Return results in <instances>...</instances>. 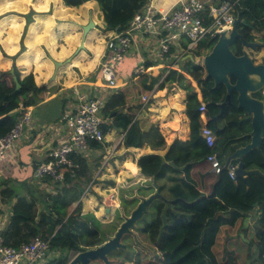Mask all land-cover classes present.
<instances>
[{"label":"trees","instance_id":"1","mask_svg":"<svg viewBox=\"0 0 264 264\" xmlns=\"http://www.w3.org/2000/svg\"><path fill=\"white\" fill-rule=\"evenodd\" d=\"M22 1L33 8L30 0ZM61 1L66 7L78 8L86 0ZM93 1L100 4L106 17L103 20L104 31H113L125 29L132 17L139 13L149 0H111V6L110 0ZM235 7L239 9L242 20L238 25V32L248 41L263 43L264 0H238ZM13 20L10 18V21ZM214 41L215 38L202 40L197 50L191 51L194 61L186 59L183 62L184 72L197 80L201 86L203 103H221L225 98V88L219 85L212 89V80L203 79L204 70L195 64V60L201 56V51L209 49ZM5 42L11 46L7 48L8 52H12L15 49L13 45L15 42L10 36ZM233 45L234 48L231 50L240 55L242 49L240 41L237 39ZM148 66L149 64H146L145 68ZM162 75L163 73L155 77L141 75L135 83L106 93L102 108L105 122L101 129L104 135L111 131L120 133L123 149L150 146L153 153L144 154L135 162L140 176L147 179L145 183L149 181L147 186L158 188L166 199L182 198L186 202H191L204 195L203 193L210 192L217 175L216 178H211L212 174L208 175L209 164L204 156L209 148L200 136L202 128L198 113L200 102L194 88L189 80L181 74H176L174 70L161 80ZM14 76L19 84L18 89ZM174 81L186 92L185 113L189 119V141L195 161L191 164V172L184 179L168 175L159 180L156 177L160 174L164 162L158 152L165 149V141L156 125H151L147 131H143L134 113L127 108L129 106L138 108L141 105V95L151 91L156 84L161 90L166 82ZM57 91L58 88L55 87L47 89L44 86H37L32 73L23 76L15 66L13 74L9 71H0V136L11 129L20 106H34L44 95L49 96ZM254 96L261 97L257 94ZM236 104V94L232 93L231 104L225 107L215 121L207 114V128L219 138L215 151L221 152L219 158L222 162L236 148L249 143V139H235L249 130L248 123L242 124L241 130L236 125V122L244 117ZM99 146L100 143L90 142V149H99ZM70 159L77 168L73 169V172L71 169H64L61 181H53L48 177L42 179L53 185L52 192L26 186L25 194H21V191L19 193L9 181L5 180L1 184L0 214L3 212L1 205H6L10 212L7 224L2 230L5 244L17 246L39 236L49 240L59 252L76 253L94 248L105 241L100 236L99 220L90 213L82 212L81 200L84 192L94 193L91 186L95 183V170L101 165H92L80 152L71 154ZM242 161L246 171L257 170L264 174V141L261 151H252ZM196 163L199 165L193 166ZM199 189L204 191L200 192ZM96 197L101 201L99 196ZM12 201L14 202L11 203ZM186 202L166 203L155 199L150 204L152 219L150 222H144L141 230L160 252L161 260H158V263L240 264L238 259L243 260V257L239 256L241 255L246 258V264H264V179L254 175L232 181L226 172H222L213 196L203 198L194 204ZM72 204H76L75 208L68 213V207ZM254 209L256 210L254 235L247 237L248 230L244 226L248 215ZM16 227H19L20 232L18 236H13ZM236 245L242 248L240 253L235 251ZM63 261H67V257Z\"/></svg>","mask_w":264,"mask_h":264},{"label":"crops","instance_id":"2","mask_svg":"<svg viewBox=\"0 0 264 264\" xmlns=\"http://www.w3.org/2000/svg\"><path fill=\"white\" fill-rule=\"evenodd\" d=\"M30 1L31 2L33 1L32 2L33 8L29 7L28 13L26 14L19 13L18 17L11 18L14 19L13 21H10L9 19L8 20L9 28L11 26L14 27L16 25H18L19 28L25 27L26 25L25 18H29V16H31V18L36 19L35 26L39 27L40 29H45L44 31L47 34H49L48 31L49 29H51L50 27L51 26L55 27V25L56 28H54L53 31H61V32L71 31V28L69 27H71L72 25L68 23H63L65 22L62 19L63 14H67L68 11H72L73 9H81V8L83 9L85 7H89L88 9H93L91 5L95 6L96 8H98V5L100 6L99 3H96L93 0L88 1V6L82 5L78 8L66 7L63 5L61 0H36L35 2L34 0H30ZM153 1L161 5L162 8L168 9L170 7L178 8L180 4L185 2L186 0H153ZM200 1L204 2L206 6H218L227 2V0H200ZM110 6H111V0H110ZM23 8H25V6H23ZM1 23L3 22H0V25ZM66 27H68L69 30H67ZM30 29H33V31H35V28H33L32 26H30L29 30ZM11 31H13V28H11ZM61 32H58V35L56 37L53 34V37L54 38L63 37L66 41L69 36L71 37L73 36L70 32H67L68 34L65 33L64 35H59ZM109 32L110 31H108L107 34ZM90 35L88 33L86 36L88 40L87 43H86V38L84 40L85 45H87L86 48L87 50H84L80 54L75 55L71 60L67 58L68 59L66 60L67 63L62 62V59L66 57L65 54L66 48L63 46L60 47L59 50L56 49V52L55 51L49 52V54L47 55L49 61L44 63L43 67H41L38 61L40 52L38 50H35V53H33V58L35 60L34 62H30V68L27 70H20L23 76L32 73L34 75V81L37 86H44L47 89L55 87L58 88V91L49 96L44 95L42 100L33 106V114L30 124L25 128L23 137L19 141H17L14 149L10 152L11 154L10 160L0 162V189L2 188L1 184L5 180H7L10 182V184H13L15 188L19 190V193L21 191V194L22 193L25 194L26 186L33 189L34 187H37L40 191H44V192L53 191V185L51 183L45 182L44 180L42 181L35 179L33 177V171H34V166L36 167L39 163L47 160L48 152L52 150L54 147H56L58 142L62 140L65 136V132L62 130L63 125L61 122V117L63 111L65 110V107H67L69 104L73 102L72 90L70 89L71 87H73L74 85H81V86L87 85V88L88 89L92 88V91L95 93V95L101 98L104 102L106 98L105 97L106 93L109 94L111 92H114L117 89L125 86L126 84L135 83L137 78H139L134 73L138 65H141L143 63V66L149 64L147 68L159 66L158 69H163L162 66H164V64H161L155 57V53L158 45L157 38L155 37H147L146 39L136 38L137 41L133 52L123 61V63L116 70L117 79H118L117 89L110 90L104 88L100 86V82L98 80V66L103 57L104 41L106 36L102 40V44L97 46L90 41ZM49 36L51 37L50 34ZM49 36L46 37L45 40L49 39L50 38ZM182 46H184V43L180 42L178 46L174 47L172 49L171 57H169V61L167 60L165 63L167 64L174 63L176 69L182 72L183 77L190 81L191 86L194 88L195 95L201 105V103H203L201 86L199 85L197 80H194L190 75L184 72L183 69V62L186 59L192 61L193 56L190 51L186 52L185 48ZM17 48L18 46H15L16 50L14 49L12 52H8V50H6L5 52L7 53V56H11L12 53H15L17 51ZM29 51L30 50L27 49V53L23 52L21 56H19L18 63L20 65H23L21 63H24V61L26 60L24 57L26 54L29 53ZM88 51L91 52V55L86 54V52ZM202 52L204 51H201V53ZM52 57H57L59 60H52ZM50 61L54 63H61V65L58 68H56V71L54 68L52 70ZM10 63L11 62L9 58L3 57L0 51V71L10 72L8 68ZM154 74H155V70L152 72V75ZM170 83L171 82H166L164 84L163 89L161 90L158 89V84H156L151 91L147 92V93H153L154 96L151 98L150 103L147 104L145 108H143L142 106L143 105L142 100H141V105L138 108H133L130 106L127 108L129 111L134 113L135 118L137 119L139 125L147 122V125L145 126L146 129H143L144 128L143 126H142L143 128L141 127L143 131H147L149 127H151V125H156L160 131L161 136L165 141L166 144L165 149L163 151L158 152V154L162 156L164 162L160 174L156 177L159 180L164 179L168 175H176V174H179L182 177V179H184L191 172L192 170L191 164L193 163V161H195V159H193L192 156V149L189 141V119L185 113L186 92L183 89H181L177 83H175L174 86L172 84V86L169 87L170 90L166 92L165 91L166 87L169 86ZM94 85L96 86L95 88H93ZM205 104L206 103H204V105ZM211 109H214L215 113H217L218 109L212 106L205 108V110L203 111V114L205 116L204 120H206L207 123H208V119H206L207 114L209 116L211 115L210 113ZM17 112H19V109ZM199 120L201 121L202 124L201 116H199ZM237 126L240 129L241 125H237ZM111 133H114V131H111L110 133L104 135V139L105 137L107 138L108 134L111 135ZM244 134L245 133H242L240 136ZM120 138L122 139L121 135ZM218 139L219 138L216 136L217 142ZM92 151H95V148H91L82 154L84 157H86L85 153ZM123 151L124 153H133L134 159H132V162L128 164L129 166H127V162L124 158L123 160L121 158L122 163L117 164V162L115 161L114 165H116V167L117 165H119L120 168L121 166H123L126 169H130L129 170L130 173L137 178L136 181L141 182L142 184L145 183L147 179H144L143 177L140 176L135 162L140 156L148 153H153V151H151L150 149V146L145 145L144 147L139 149H123ZM217 153L219 154V151ZM114 165L113 167H115ZM133 172H136V174L134 175ZM209 172L208 175L212 174L211 172L210 173ZM121 173H122L121 169H119L117 173H111V176H114V179L113 182H110V184L112 185L107 186L106 188L107 191H112L116 188ZM128 178L131 179L130 176H128ZM94 179H95V175H94ZM199 190L200 192L204 191V189H199ZM209 193H203V194L207 195ZM2 213L0 214L1 217H2ZM9 216H10V212L7 208V210L4 211V218L0 223L1 234L3 228L7 224ZM250 219H251V215H248L247 220ZM244 227L249 231V226L246 224V222ZM19 232H20L19 227H16L13 236H18Z\"/></svg>","mask_w":264,"mask_h":264},{"label":"built area","instance_id":"3","mask_svg":"<svg viewBox=\"0 0 264 264\" xmlns=\"http://www.w3.org/2000/svg\"><path fill=\"white\" fill-rule=\"evenodd\" d=\"M238 1V0H236ZM235 2H225L218 6H206L200 0H186L178 8L164 9L153 0H149L143 9L136 13L123 30L110 31L104 41V53L98 66V80L100 86L113 90L118 87L116 70L123 61L133 52L136 38L155 37L158 40L156 59L164 64L163 78L172 70L182 74L176 69L174 63H165L171 57L172 49L180 42L184 43L186 52L197 50L198 44L205 39L214 38L221 32L230 31L235 18ZM198 57L196 65L202 68V55ZM166 64V65H165ZM145 68L143 63L138 65L135 75L140 77L152 73L155 68ZM162 78V79H163ZM96 86L94 85L93 88ZM72 90L73 102L65 107L62 113V130L65 136L56 147L47 154V160L39 163L33 171V177L42 180L45 177L53 181L63 179L64 169L77 168L70 159L73 153H83L90 149V142L103 143L104 134L101 126L105 122L102 115L103 100L99 98L87 85H74ZM153 93L142 95V106L145 108L150 103ZM16 120L11 129L0 136V162L10 160V152L17 141L24 134L25 128L30 124L33 114V106H20ZM17 109V111H18ZM204 103L198 108L202 118L200 134L205 140L209 151L205 154V160L210 166L213 175L226 172L228 177L236 180V165H229L222 170L224 162L215 151L216 136L206 126L203 111ZM207 119V118H206ZM59 251L50 243L39 236L30 238L27 242H21L17 246L5 244L0 230V264H67L64 258L59 257Z\"/></svg>","mask_w":264,"mask_h":264},{"label":"rangeland","instance_id":"4","mask_svg":"<svg viewBox=\"0 0 264 264\" xmlns=\"http://www.w3.org/2000/svg\"><path fill=\"white\" fill-rule=\"evenodd\" d=\"M36 0H34L35 2ZM88 1L86 0L82 2V5L88 6ZM33 2V1H32ZM31 3V2H30ZM33 4V3H32ZM52 4V3H51ZM81 5V6H82ZM25 6V8H23ZM93 9H88L89 7L81 8V9H73L72 11H68L67 14H63L62 19L65 21L63 23H68L72 25L71 31H53L55 27L51 26L48 31L49 34H47L44 30L40 29L39 27L35 26L36 19L31 18H25V27L19 28L18 25L14 27L8 26V20L13 17H18L19 13L26 14L28 13V8L31 7L27 3H23L22 0H0V51L2 53L3 57H7L10 60L9 70H13V67L19 68V70H27L30 68V62H34L33 53H35V50H38L40 52V56L38 58V61L43 67V64L49 61L47 58L49 52H56V49L59 50L60 47H65L66 51V57L62 59V62L67 63L66 60H71L75 55L80 54L82 51L87 50V45H85L84 41V47L79 48L82 40V25L87 24L89 17L91 16L92 20L96 23L95 29H91L89 32L90 35V41L94 45H101L102 40L105 38L108 31H104V22L103 20L106 18L103 15V9L98 5V8L91 5ZM90 10V11H89ZM26 17V16H25ZM42 19V18H41ZM78 23V24H75ZM35 28V31L33 29H30V26ZM68 27H66L67 30ZM11 28H13V31H11ZM53 28V29H52ZM31 31V32H30ZM58 32H61L59 35H64L67 32H70L73 36H69L68 39L65 41L63 37L61 38H54L58 35ZM11 37V40L15 42L13 45L18 46L17 51L15 53H12L11 56H7V53L5 52L7 49L4 48H11V46L6 45L5 40L7 37ZM50 37L49 39L45 40L46 37ZM71 37V38H70ZM89 38V37H88ZM88 42L86 38V43ZM27 49H29V53L25 55V61L24 63H21L23 65H20L18 63L19 56L23 52L27 53ZM16 50V49H15ZM58 53V52H57ZM247 53L255 59L256 62H260V56L253 54L249 49H247ZM87 55H91V52H86ZM260 55L264 56V50L259 52ZM65 56V55H64ZM204 56V55H202ZM260 57V58H259ZM68 58V59H67ZM37 60V58H36ZM52 60H59L57 57H52ZM51 60V61H52ZM52 70L55 69L54 62H51ZM198 59H196L197 63ZM28 63V64H27ZM59 65L57 68L61 65V63H58ZM54 66V67H53ZM32 68V66H31ZM34 69V68H33ZM164 74V69H155V74L152 75V73H148L146 75L150 76H157L159 74ZM163 77V76H162ZM161 77V78H162ZM204 79V78H203ZM177 83L176 81L171 82L169 86L166 87V92L170 90L169 87L174 86V84ZM200 87V86H199ZM210 113L212 116L215 115V110L211 109ZM147 122L142 123L140 126L143 129H146ZM110 133V132H109ZM221 141V139H220ZM121 138L120 133L115 132L108 134L107 138L105 137V141L100 144L99 149H95V151L87 152L85 153V158L88 160L89 163H92V165H98L101 166L96 168L95 170V183L92 187V191L94 193H91L90 191L84 192L82 195V212L83 213H90L92 214L97 220L100 222L99 230L101 231L100 236L105 241L112 237L115 231L117 230L120 223L123 221L124 216H128L130 211L136 206L138 199V196L146 197L147 195L154 192V187L151 188V186H147L149 181L147 183H141L136 181L137 178L134 177L130 173V169H126L125 167L119 165H114L115 161L117 164L122 163L121 158L126 160L127 166L130 162H132V159H134L133 153H124L123 147L121 145ZM220 144V142H219ZM120 161V162H119ZM105 168H104V166ZM113 165L115 167H113ZM126 165V164H125ZM199 163L194 164L193 166H198ZM104 168V169H103ZM107 168V170H106ZM208 172H209V166L207 165ZM119 169L122 170V173L120 175L119 181L117 182V186L112 191H107V186L112 185L110 182H113L114 176H111V173H117ZM116 170V171H115ZM206 173V172H205ZM135 175L136 172H133ZM210 175V174H209ZM128 176L131 177L128 178ZM133 176V177H132ZM176 176H180L179 174H176ZM181 177V176H180ZM182 178V177H181ZM211 178H216L215 175H212ZM163 180V179H162ZM134 181V182H133ZM99 196L101 201L96 197ZM12 201L11 203H13ZM76 204H72L68 207V213H71ZM1 208L3 210L2 217L0 216V223L2 222V219L4 218V211L7 210L6 205H1ZM256 213V210L254 209L249 215H251V219L246 221V224L249 226V231L247 233V237H252L254 235L252 225L254 224V214ZM152 219V208L149 206L148 213L144 214L140 220H138L135 223V227L132 230V234H128L124 237V240H122V243L126 246L125 249H120L116 252H113L108 258L111 262V264H160L158 263V260H161L160 252L155 249V247L151 244V242L148 240L147 235L142 232L141 228L144 224V222H150ZM251 224V225H250ZM223 242L225 239L222 240ZM235 248V251L237 253H240L242 251V248H239L238 245ZM61 258L67 257L68 262L73 258L75 255L74 252L66 253V252H59ZM240 257H243V260L240 258L238 261L240 264H246L247 260L244 256L239 255ZM128 257V258H127ZM245 258V259H244ZM139 260V262H136ZM98 264V262H96ZM100 264V263H99Z\"/></svg>","mask_w":264,"mask_h":264},{"label":"water","instance_id":"5","mask_svg":"<svg viewBox=\"0 0 264 264\" xmlns=\"http://www.w3.org/2000/svg\"><path fill=\"white\" fill-rule=\"evenodd\" d=\"M242 23L241 14L235 7V18L230 31L221 32L215 38L213 45L206 50L202 57V69L205 72L204 79H211L213 82L212 89L222 85L225 88V98L221 103L208 102L205 108L216 107L218 114L211 116V120L215 121L216 117L221 115L227 105L231 104V94H236V107L242 110L244 117L236 122L237 125L248 123L249 132L235 139H249V143L240 146L230 154L224 161L222 170L229 165H236L235 175L237 179H243L249 176H259L264 179V174L257 170L246 171L243 158L252 151H261V145L264 141V58L259 63L248 56L246 51H242L240 55H235L231 50V46L238 39L245 49H250L253 54L260 55L258 50H264V42L248 41L239 32L238 25ZM82 40L79 48H83L84 40L91 29H95V23L91 16L87 24L82 25ZM55 64V71L58 63ZM13 74V70H10ZM233 81H231L232 79ZM16 83V89L19 84L16 77H13ZM260 94L261 97L254 96ZM221 174L217 175L215 183L212 185L211 191L207 195H202L191 202H186L182 198L173 200L166 199L160 194L158 188H154V192L146 197L138 196L136 206L130 211L128 216L123 217V221L118 226L112 237H109L102 244L84 251L76 252L73 258L67 264H95L99 261L102 264H111L109 256L126 246L122 243L121 238L124 235L132 234L135 223L141 219L144 214L148 213L150 204L155 199H160L166 203H174L183 201L188 204H194L203 198L214 195L216 184L220 181Z\"/></svg>","mask_w":264,"mask_h":264},{"label":"flooded vegetation","instance_id":"6","mask_svg":"<svg viewBox=\"0 0 264 264\" xmlns=\"http://www.w3.org/2000/svg\"><path fill=\"white\" fill-rule=\"evenodd\" d=\"M231 49L232 48H234V45H232L231 47H230ZM246 51V53H247V49H245L244 47H242V49H241V53H242V51ZM250 50V49H249ZM251 51V50H250ZM260 51H262V50H258V52H260ZM234 53V52H233ZM235 54V53H234ZM248 54V53H247ZM236 55V54H235ZM248 56H250L249 54H248ZM251 57V56H250ZM260 60L262 59V58H264V56L263 55H260ZM255 60V59H254ZM257 63V62H256ZM232 79V78H231ZM231 81H233V79L231 80ZM264 91V90H263ZM257 96H261L259 93L257 94ZM217 113H218V110H217ZM217 113H215V114H217ZM210 116H212V115H210ZM249 130H250V128H249ZM249 130H248V132H249ZM221 154V152L219 151V155ZM126 235H124L122 238H121V241L122 240H124V237H125ZM96 262H98V264L100 263V264H102L101 262H99V261H95L94 263L96 264Z\"/></svg>","mask_w":264,"mask_h":264}]
</instances>
